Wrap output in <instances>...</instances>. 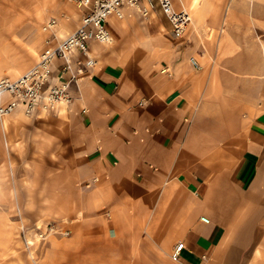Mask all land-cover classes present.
Here are the masks:
<instances>
[{
    "label": "crops",
    "instance_id": "1",
    "mask_svg": "<svg viewBox=\"0 0 264 264\" xmlns=\"http://www.w3.org/2000/svg\"><path fill=\"white\" fill-rule=\"evenodd\" d=\"M172 1L193 15L185 37L157 21L135 30L141 14L124 3L107 21L113 42L91 41L93 65L79 50L63 76L52 63L49 83L70 80V103L6 115L27 161L37 154L32 193L49 192L51 216L74 229L40 264H264V0ZM54 4L40 52L89 9Z\"/></svg>",
    "mask_w": 264,
    "mask_h": 264
},
{
    "label": "rangeland",
    "instance_id": "2",
    "mask_svg": "<svg viewBox=\"0 0 264 264\" xmlns=\"http://www.w3.org/2000/svg\"><path fill=\"white\" fill-rule=\"evenodd\" d=\"M52 7H56L54 0H0V69L7 72L3 74L20 72L26 62L36 61L42 45L41 29L44 21L53 14L48 13ZM42 12H47L45 17ZM156 21L170 26L165 15L154 11L150 16L141 14L133 26H136L135 30L146 27L149 31L148 28L156 27ZM6 117V124L0 123L3 145V149L0 145V155L2 153L6 160L0 162V189L4 191L0 198V264H40L41 255L50 251L52 241L73 233L74 229L69 222L67 227L60 225L58 222L62 218L59 216H51L49 192L32 193L36 190L37 154H34V161L32 158L31 162L27 161L28 138L25 135L15 138L14 133L20 131H11ZM11 156L13 160H10ZM40 156L42 172L45 155L40 152ZM43 222L48 225L42 226ZM28 253H35L39 262L33 258L27 262Z\"/></svg>",
    "mask_w": 264,
    "mask_h": 264
},
{
    "label": "built area",
    "instance_id": "3",
    "mask_svg": "<svg viewBox=\"0 0 264 264\" xmlns=\"http://www.w3.org/2000/svg\"><path fill=\"white\" fill-rule=\"evenodd\" d=\"M77 2L80 6H89V9L83 13L81 22L75 30L54 44L52 39L48 38L47 47L40 52L34 65L24 73L16 77L8 75L0 77V119L18 108H22L27 114H32L39 105L44 108H54L60 103H70L72 101L69 91L70 80H65L61 84L49 83L52 63L57 58L63 60L61 66L63 76L72 69L71 53L79 50L86 55V58L78 62L93 65L95 58L90 51L91 41L113 42L114 38L107 21L111 15L124 16L122 8L124 3L145 16H150L153 11L161 9L171 24L173 35L178 38L185 37L193 20L189 9L176 8L172 0H93L92 3L88 0H77ZM58 22L56 16L48 17L43 23V30L55 35L54 26ZM191 61L196 67H200L196 57L192 56ZM204 219L209 220L207 217ZM184 245V242L176 244L172 253L174 259H178Z\"/></svg>",
    "mask_w": 264,
    "mask_h": 264
},
{
    "label": "bare ground",
    "instance_id": "4",
    "mask_svg": "<svg viewBox=\"0 0 264 264\" xmlns=\"http://www.w3.org/2000/svg\"><path fill=\"white\" fill-rule=\"evenodd\" d=\"M3 122V124H6V120L5 118L3 117L2 119H0V123ZM4 196V191H1L0 189V198Z\"/></svg>",
    "mask_w": 264,
    "mask_h": 264
}]
</instances>
